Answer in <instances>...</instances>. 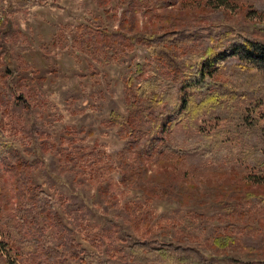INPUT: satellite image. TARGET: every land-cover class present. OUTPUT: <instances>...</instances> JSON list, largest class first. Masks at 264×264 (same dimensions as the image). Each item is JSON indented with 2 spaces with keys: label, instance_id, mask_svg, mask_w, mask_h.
<instances>
[{
  "label": "rangeland",
  "instance_id": "obj_1",
  "mask_svg": "<svg viewBox=\"0 0 264 264\" xmlns=\"http://www.w3.org/2000/svg\"><path fill=\"white\" fill-rule=\"evenodd\" d=\"M175 29L181 61L206 39L264 44V0H0V264L123 260L155 237L264 264V75L226 61L211 100L143 146L136 89L177 67L145 39Z\"/></svg>",
  "mask_w": 264,
  "mask_h": 264
},
{
  "label": "trees",
  "instance_id": "obj_2",
  "mask_svg": "<svg viewBox=\"0 0 264 264\" xmlns=\"http://www.w3.org/2000/svg\"><path fill=\"white\" fill-rule=\"evenodd\" d=\"M186 37L183 31L175 29L145 39L147 49L154 57H165L177 65L171 79L160 80L157 76H152L146 78L136 89L150 96L146 107L139 109L146 126L143 146L147 150L150 146H155L154 135L157 131H171L188 113L198 111L203 104L211 100L216 90L204 94L200 91L204 89L206 80L215 77L226 61L239 62L249 74L264 75V44L256 39L238 34L233 42L222 43L223 41L206 39V49L203 52H197L181 61L170 53L169 46L184 44ZM207 87L206 91L211 88L209 84ZM199 97L202 98L197 100ZM132 138L138 140L137 137ZM3 145H0V160L2 154H5V144ZM8 158L16 161L11 170L22 167L21 155L16 150ZM19 244L23 250L30 251L36 248L37 238L30 237ZM123 250L125 258L119 260L100 256L94 250L85 253L80 248L78 259L83 261L82 264H212L192 245L164 243L156 237L132 239ZM72 261L73 264H81L76 259Z\"/></svg>",
  "mask_w": 264,
  "mask_h": 264
}]
</instances>
